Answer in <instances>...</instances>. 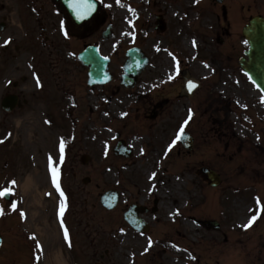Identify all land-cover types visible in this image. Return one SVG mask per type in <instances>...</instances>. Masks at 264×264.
I'll return each mask as SVG.
<instances>
[{
  "label": "rangeland",
  "instance_id": "rangeland-1",
  "mask_svg": "<svg viewBox=\"0 0 264 264\" xmlns=\"http://www.w3.org/2000/svg\"><path fill=\"white\" fill-rule=\"evenodd\" d=\"M186 1L101 0L100 17L105 21L100 28L93 31L75 29L66 20L63 32L60 31V18L51 12L52 4L38 1L42 12L36 37L34 16L30 18V40L35 38L32 39L34 60L26 55V61L15 65L16 57L25 49L16 52L13 60L0 58V94L5 81L18 80L25 73L29 82L27 85L25 80L19 82L18 90L27 95L30 92L23 89H36L32 80L40 79L44 90L37 92L36 99H45V93L54 94V107H49V98L48 105H44V101L38 105L34 100L25 110L11 114L0 111V188H14L10 199L0 197V205L4 208L0 215V233L5 239L0 249V264H57L56 253H62L67 264H263L260 257L264 256V180H260L259 185L258 179L252 177L254 172L247 170L256 164L257 154L249 156L241 145H235L248 130L241 121L244 119L241 111L253 108L255 105L251 104L255 101L264 123V106L255 91V96H250V81L246 75L240 76L239 68L225 64L227 58H233L228 65H236L241 48L227 47L218 51L219 44H214V31H218L216 19L223 15L213 0L193 1V15L198 19L190 27L199 33L202 47L197 45L188 50L178 44L180 40L171 38L174 20L170 5L183 8ZM255 1L235 0L237 7L230 16L238 20L243 3L247 2L246 6L250 7ZM2 2L0 21L6 20L8 26L0 32V41L10 34L20 37L21 28L16 24L15 12L17 0ZM42 3L45 6L41 7ZM259 3L264 13V0ZM246 6L244 13L248 16L252 11L246 10ZM28 13L24 7L21 13L24 26L29 21ZM159 14L167 24L164 31L155 27ZM109 22L113 34L105 39L102 31ZM46 25L50 31L49 40L45 42L41 30ZM23 32L25 34L24 29ZM86 43H95L102 54L111 58L110 70L114 74L119 72L129 47L139 46L149 58L138 84L130 91L129 115L125 91H117L114 84L86 86L84 69L77 58L78 51H82ZM11 46L18 48L25 44L18 41ZM7 47L0 56L13 50ZM177 50L183 52L184 61L174 56ZM203 60L216 62L202 67ZM165 66L167 72L163 74ZM185 69L204 82L191 98L179 94ZM222 77L228 81L227 90L215 92L216 82ZM48 78L53 81H47ZM7 89L14 87L11 84ZM159 103L161 107L157 106ZM153 110L159 113L154 119L151 118ZM189 110L192 119L184 125ZM26 116L30 118L28 121H24ZM181 126L195 138L192 152H187L178 140L173 144ZM112 129L121 131L120 138H125L132 147L130 158L113 153L112 146L117 138ZM61 139L64 142L62 154ZM226 142L229 148L223 146ZM212 147L216 150L214 153H211ZM49 154L59 170L64 197L52 183ZM83 154L90 156L87 163L81 162ZM223 159L228 164H224ZM258 162L257 171L263 174L264 161ZM207 164L218 168L215 170L221 174L224 187L212 188L203 182L197 171ZM147 168L155 173L151 179H147ZM242 168L245 169L243 173ZM28 174H34L43 195L40 205L33 208L35 215L31 220H28L27 200L20 188ZM166 174L171 179L180 177L176 187L177 211L171 216L166 213L167 202L161 196L165 191L164 177L159 178V175ZM85 177H90L88 184L83 183ZM13 179L17 183L10 185ZM153 180L156 183L152 186ZM107 189L121 192L120 202L111 211L100 202V195ZM155 199L158 209H150L143 215L151 224L150 230L145 233L131 230L121 212L130 201L151 207ZM12 201L18 202L16 210L10 207ZM62 202L66 205L63 217L60 215ZM21 210L25 213L23 217ZM257 214L258 219L250 227H244L251 216ZM188 217L218 220L221 228L208 230ZM61 219L69 230L67 239ZM187 222L194 223L196 228L191 229Z\"/></svg>",
  "mask_w": 264,
  "mask_h": 264
},
{
  "label": "water",
  "instance_id": "water-1",
  "mask_svg": "<svg viewBox=\"0 0 264 264\" xmlns=\"http://www.w3.org/2000/svg\"><path fill=\"white\" fill-rule=\"evenodd\" d=\"M62 2L72 11V14L77 22H81L83 19L90 17L95 12L97 7V4L93 0H91V10L87 8L89 0H62ZM245 33L251 45L250 50L248 51L250 61L246 63L243 62L242 65L252 79H254L256 83H260L264 80V76H262L264 74V61L261 60L264 58V19L261 17L252 19L251 25L247 27ZM107 34H109V32L105 33V35ZM128 55L130 59L125 65L126 75L124 76V83L127 84L130 78V86H133L137 80V76L145 67L148 60L144 58V56L137 49H132ZM79 57L84 64H89L91 66L89 71L91 79H94L96 82H102V80L106 78L108 75L106 70L108 68L109 60L101 57L96 48H87ZM188 89L189 88H185L182 95H191L193 88L187 92ZM188 146H191L189 142ZM202 172L204 173L206 179H209L211 185H218L220 183L219 175L213 171L205 169ZM117 195L118 194L115 192L114 202H112L111 195L109 193L104 195L102 200L106 206L112 208L118 200ZM125 217L134 226L136 225V221H134L133 215L131 216L130 212H128ZM208 226L218 228L219 224L215 221H210L208 222ZM1 243L2 239L0 237V245Z\"/></svg>",
  "mask_w": 264,
  "mask_h": 264
},
{
  "label": "bare ground",
  "instance_id": "bare-ground-1",
  "mask_svg": "<svg viewBox=\"0 0 264 264\" xmlns=\"http://www.w3.org/2000/svg\"><path fill=\"white\" fill-rule=\"evenodd\" d=\"M193 1L194 0H187L186 3L184 4V7H180L179 5L176 4L177 9H175V4H172L170 6V11H171V17L174 19V24L177 25V29H176V35H182V33L184 32H192L191 28H190V24L195 20V15H193L194 13V8H193ZM158 2V1H157ZM178 10V11H177ZM185 10L186 14H182V12ZM123 14L125 12H122ZM154 39V38H153ZM180 46L186 47V49H191L194 48L193 42L190 41L189 39H186L184 37V35L181 36L180 39ZM182 54V52L179 50L177 52H174V56H176L178 58V60L180 61H184V57H180V55ZM180 57V58H179ZM166 61H168V59L166 58L165 63H167ZM164 70L162 71V73L166 74L167 71V67L165 66L163 68ZM227 85L228 82L226 79H221L217 84H216V88L215 91L218 92H225L227 90ZM230 91V90H229ZM224 96H227L224 94ZM30 118L26 116V118L24 119V121H28ZM145 172L148 174V178L151 177L152 174V170L147 169L145 170ZM159 177L163 178L164 177V182L162 183V186L164 188V192L161 194V196L165 199V201L167 202L165 204V209H166V213L170 216L171 214L174 213V206L177 203V196H176V187L178 186V181L179 177H175L174 179L169 178L168 175H159ZM183 180L184 177H183ZM20 188L22 190V193L24 194L26 200H27V216H28V220H31L34 217V212H33V208L35 205H40V203L42 201H40L43 197V195H41L38 185L36 183V180L34 179V174H28L25 179L20 183ZM32 208V209H31ZM31 209V210H30ZM187 224H190V228L191 229H195L196 226L190 222H187ZM54 259L56 261L57 264H67L62 255L60 253H56L54 255Z\"/></svg>",
  "mask_w": 264,
  "mask_h": 264
},
{
  "label": "snow or ice",
  "instance_id": "snow-or-ice-1",
  "mask_svg": "<svg viewBox=\"0 0 264 264\" xmlns=\"http://www.w3.org/2000/svg\"><path fill=\"white\" fill-rule=\"evenodd\" d=\"M117 2H119V0H117ZM87 8L89 10H91V8H92L91 0H89V2L87 4ZM65 34H67V33H65ZM10 39L11 38H9V40H6L5 43H9ZM193 43H195V41H193ZM178 64H179V62L177 61V71H179ZM37 82H39V81H37ZM194 86L195 85L192 82H189V88L190 89L193 88ZM191 119H192V113H191V110H189V116H188V119H186L184 121V125H187L189 120H191ZM183 132H184V127L181 126L179 134H177L176 139L173 140V144H175L176 141L181 138V135L183 134ZM9 135H11V134L9 133ZM0 142H2V141H0ZM169 147H171V145ZM63 150H64V142H63V139H61V142H60L61 154L63 153ZM61 159H63L62 155H61ZM48 161H49V169H50L51 175H52V183L54 184L56 189L60 191L61 197H64L65 194H64L63 190L61 189L60 182H59V170L55 166V160L51 156V154H49ZM154 175H155V173H153V176ZM16 183L17 182L14 179L9 181L10 185H15ZM13 193H14V188H12V187H2V188H0V197H7L9 195H12ZM65 200H66V198H65ZM257 203L258 204L260 203L259 198H257ZM17 206H18V202H16V201H12L11 204H10V207H11L12 210H16ZM65 206H66L65 203L62 202L61 206H60V215H61V217H63V215H64ZM262 210H264V206H262ZM3 212H4L3 205H0V215H3ZM21 216L22 217L25 216V213L22 210H21ZM257 219H258V214L251 216V218L248 220V223L245 224L244 227H250L251 224L254 223ZM61 225L64 227V236L67 239L69 237V230H68V228L66 226H64L63 219H61ZM148 243H149V245H151L152 241L149 239Z\"/></svg>",
  "mask_w": 264,
  "mask_h": 264
},
{
  "label": "flooded vegetation",
  "instance_id": "flooded-vegetation-1",
  "mask_svg": "<svg viewBox=\"0 0 264 264\" xmlns=\"http://www.w3.org/2000/svg\"><path fill=\"white\" fill-rule=\"evenodd\" d=\"M225 2H226V5L229 7L230 6V4H229V0H225ZM60 11V10H59ZM37 22L38 21H35V31H36V28H37ZM226 25L225 26H223L222 27V31H223V34L222 35H220L221 36V38H222V43H221V45H225V44H227L228 42H229V40H230V38L232 37V35H233V33L230 31V28H229V26H230V23L227 21V19H226ZM5 26V25H4ZM120 82H118L117 83V85H116V90L117 91H120V90H125L126 91V93H127V95H128V97H126V101H127V106H128V112H129V114H130V89H125V88H122V87H120ZM258 92L260 93V96L263 98V93H262V91L260 90V89H258ZM22 96H20L19 94H18V98H21ZM263 102H264V98H263ZM27 103V100H23V99H19L18 100V104H19V106H21V107H25V104ZM0 106H1V101H0ZM162 105L159 103V105H158V107H161ZM156 115L157 116H159V113H158V111L156 112ZM258 115H260V111L258 112ZM263 120H258L257 118H256V116H252V126H254V127H251V125L250 124H246V126H247V128H249L250 130H251V132H249V133H246V136H245V138H243V140L244 141H246V142H248V141H251V138H250V135L252 134V133H255V132H260V134L264 137V123L262 122ZM147 208H149V207H147ZM158 209V207H157V204H155V206H154V208H153V210L155 211V210H157Z\"/></svg>",
  "mask_w": 264,
  "mask_h": 264
}]
</instances>
